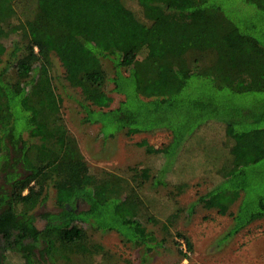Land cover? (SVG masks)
<instances>
[{
    "label": "trees",
    "instance_id": "1",
    "mask_svg": "<svg viewBox=\"0 0 264 264\" xmlns=\"http://www.w3.org/2000/svg\"><path fill=\"white\" fill-rule=\"evenodd\" d=\"M227 1L0 0V47L11 39L2 66L0 51V264L10 263L8 253L18 264H95L106 252L84 225L116 231L145 256L163 247L143 223L154 216L127 193V181L89 170L63 120L53 57L64 81L86 92L81 120L98 124L103 139L169 133L157 153L160 183L187 137L221 122L224 163L213 173L208 166L204 174L216 181L192 205L226 215L238 204L221 242L264 218V174L257 170L264 166V0H238L251 6L248 20L234 17ZM107 83L122 100L94 108L106 101ZM247 94L258 106L232 103ZM130 171L136 186L150 177L148 167ZM175 181L179 190L186 185L182 176ZM50 191L56 210L40 215L39 228L34 209ZM175 235L192 250L185 235Z\"/></svg>",
    "mask_w": 264,
    "mask_h": 264
},
{
    "label": "rangeland",
    "instance_id": "2",
    "mask_svg": "<svg viewBox=\"0 0 264 264\" xmlns=\"http://www.w3.org/2000/svg\"><path fill=\"white\" fill-rule=\"evenodd\" d=\"M240 3L238 0L227 1L231 14L242 20L252 18L251 6ZM238 6L242 9L238 10ZM260 18L264 24V17ZM2 42L0 39V43ZM10 45L11 39H8L5 47H0L1 66L8 57ZM52 63L51 76L62 99L64 123L76 138L89 170L92 173L108 171L124 178L127 181V193L142 199L147 206V213L155 218V222L149 223L141 218L145 227L155 233L158 239H164L163 247L145 256L141 248L125 243L116 231H94L84 225L90 239L101 244L106 252L104 256L94 257L95 264H264V218L254 220L233 237L221 242L220 238L232 222L230 213L236 211L238 204L231 206L226 215H219L213 209L206 210L199 204L192 205L216 181L204 174L208 166L212 172L216 165L224 163H219L220 152L227 145L221 122H207L200 130L188 136L177 155V162L173 163L171 171L162 179L163 183H160L154 179L162 163L157 153L161 147L166 146L169 133L157 130L127 137L120 132L103 139L98 124H88L81 120L83 110L80 103L88 99L86 92L71 88L63 79V69L58 60L53 57ZM103 63L106 73L111 76L113 70L110 63ZM104 90L106 101L100 106L93 104L94 108L116 107L123 96L112 91L111 83H107ZM233 98L232 103L240 107L258 106L256 102L260 101L248 94L243 98ZM223 102L229 103L224 99ZM144 167L150 170V177L136 186L138 180L132 178L135 175L130 170ZM257 170L264 174L261 163L257 165ZM181 176L186 185L179 190L174 186V181ZM55 210L54 192L50 191L47 200L34 209L36 226H43L40 218L42 213ZM178 232L188 238L192 250L185 249V242L175 235ZM7 256L10 262L7 264H18L17 255L8 253Z\"/></svg>",
    "mask_w": 264,
    "mask_h": 264
}]
</instances>
